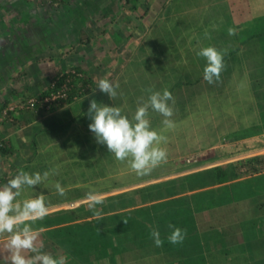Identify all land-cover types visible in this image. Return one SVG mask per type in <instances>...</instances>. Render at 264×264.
<instances>
[{
	"label": "crops",
	"instance_id": "crops-1",
	"mask_svg": "<svg viewBox=\"0 0 264 264\" xmlns=\"http://www.w3.org/2000/svg\"><path fill=\"white\" fill-rule=\"evenodd\" d=\"M166 1L138 0L135 10L144 8V12H138V16L134 17L128 9L127 15L122 16L123 22L117 21L121 22V31L112 30L114 26L107 18L96 20L95 23L84 19L83 23L79 22L77 32L73 28L71 33L76 38L71 44L65 43V40L58 42L59 37H54V40L44 37V26L35 22L33 25L37 27L32 25V30L37 28V33L32 36L37 44L28 41L26 32L21 40H16L19 46L26 45L28 48V53L25 54L28 67L21 66V62L16 67L12 65L11 52L3 51L5 44L1 43L0 187L20 169L29 173L50 172L45 184L35 186V190L26 187L21 199L32 198L37 192L46 195L49 214L43 220L36 221L33 226L40 232L43 250L54 255H65L67 264H103L101 258L93 256L94 251L98 254L99 247H102L105 255L112 248V264H213L220 259L226 264L232 260V264H264V234L252 237L253 248L260 249L261 253L248 250V256L255 259L247 262V251L240 237L245 232L238 222L242 217L240 212L245 196L249 198V203L251 195L256 192L262 193L263 202L247 208L248 215H254L253 218L256 219L262 217L257 213L261 208L264 209V165L251 175H242L225 183L205 185L197 189H190L188 184L195 176L194 173L231 161L215 159V152L222 155L224 151L241 149L243 151L236 158L264 156V32L256 30L258 25H264V17L261 22L255 21L251 15L252 4L257 0H217L214 8H223L224 5L220 7L219 3L225 1L229 16L227 26L236 29V34L232 36L228 34V28L222 31L226 37L220 41L217 28L226 26L225 20L223 22L218 16L213 23L206 21L205 14L212 7L201 0L202 5H192L194 11L197 10L193 13L197 14L193 16L191 13L188 17L199 24L201 30L213 35L216 46L225 48L226 41L234 42L229 52L234 54L230 73L223 71L220 80L212 84L203 79L201 69H197L198 74L194 76V68L189 75V83L180 80V84H172L177 79L169 82L168 79L162 80L160 76L159 80L145 76L143 82L139 83L127 80L129 77L123 74L133 52L131 46L144 40L151 27L146 23L147 16L155 10V13H159ZM175 1L178 10L183 9V5L184 9L191 11L190 3L194 0ZM217 13H214V17ZM135 24L139 33L131 28ZM244 24L246 28L242 36L237 32L242 30ZM209 27L212 31L205 30ZM50 41L56 43L51 45ZM243 41L249 45L243 46ZM31 47L36 51L31 52ZM39 48H42L41 54L43 50H51L49 58H38L36 53ZM33 58L35 60L31 62ZM69 67L82 70L88 80L87 92L51 111L18 109L3 113L6 105L17 104L20 99L44 90L51 78ZM14 73L19 76V81L13 78ZM257 73L258 80L255 77ZM101 78L119 83L115 101L97 88L96 81ZM231 80L233 82L229 85ZM149 87L161 92L167 88L172 93L175 105L171 119L175 127L166 128L163 125L165 117L149 110L151 127L167 138L166 143L161 142V147L166 148L168 156L167 162L161 163L151 174L138 176L128 161H118L107 150L106 145L96 142L88 127L91 120L87 110L90 100L95 99L98 103L122 108L124 114L131 118L137 108L138 98L146 99L149 95L145 91ZM241 90L249 94L247 100H242ZM233 91L236 95L234 100L242 105L239 113L242 115L241 119L231 116L225 110ZM24 95L25 97H21ZM215 109L219 113L217 116L212 113ZM195 120L199 122L196 123ZM205 130L209 137L202 133ZM209 155L212 157L211 161ZM192 161L196 162L195 166H189ZM53 170L56 172L53 173ZM57 183L66 190V196L58 195ZM244 184H253L255 187L243 189L240 186ZM223 187L229 191V198L221 196L224 195ZM234 188L236 193H233ZM92 190L104 197V203L96 205V210L101 213L100 217L95 216L88 207L87 195ZM206 191L212 192L207 197V203L204 199L200 202L192 201L194 194ZM177 199L179 209L182 210L175 212L176 207L173 208L172 202ZM227 203L230 206H226ZM186 204L189 208L184 206ZM253 208H257L256 213L252 212ZM136 218L137 226H131L130 221H135ZM98 220L104 224L99 226ZM163 222L167 224L163 225ZM169 224L186 229V237H196V241L188 240L184 249L172 244L168 240L172 232ZM152 228L160 231L163 241L161 247H157L148 236ZM105 231L118 232L119 240L99 241L98 234ZM82 233L92 235L94 240L83 244L79 240ZM135 233L146 235L136 238V235H131ZM230 234L240 239L238 250L233 247ZM7 238V235L0 237V247ZM83 245L90 247L85 260L80 252ZM145 250L148 251V256L144 257ZM242 256L244 263L240 261ZM5 259L0 256V264H5Z\"/></svg>",
	"mask_w": 264,
	"mask_h": 264
},
{
	"label": "rangeland",
	"instance_id": "rangeland-1",
	"mask_svg": "<svg viewBox=\"0 0 264 264\" xmlns=\"http://www.w3.org/2000/svg\"><path fill=\"white\" fill-rule=\"evenodd\" d=\"M194 1L190 3L191 4L190 7H192L190 11L187 8L184 9L183 5L181 6V8L183 9L178 10V5L175 0H167L163 4L164 7L160 9L159 13H155L156 12L155 10V12L153 11L147 16L146 23L151 27L149 28L148 33L145 35L144 40L140 44L134 43L131 46L133 52L131 54L130 59L126 63V67L128 68L125 70V73L123 74L124 76L129 77L127 80L139 83V82H143L145 76L151 78L152 80H154L155 78L159 80V76H160V78L162 77V80L168 79L169 82L175 81L177 79L176 82H171L172 84L174 83L180 84V80L185 82L188 81L189 83L191 81L189 75L191 73L192 68H194V76L198 74L197 69H201L204 71L207 61L205 58L198 56L197 52L201 48L207 46H215L217 49L220 50L222 49L228 50L227 54L224 56L225 66L223 71H225L227 74L230 73L234 54H231L229 52L231 51L230 49H232L234 42L226 41L227 46L225 48H223L222 46H216V43L213 40L214 39L213 35L207 32L208 37L210 38L206 37L205 36L206 32L201 30L202 27L199 26V24H197L196 22H194L193 19L188 17L191 13L197 11V10L194 11L192 5H196L198 3H201V5L203 3L205 4L208 3L209 7H212V9H209V12L205 14V19L210 23H213L218 16H220L223 22L225 20L226 26L221 25L218 26L217 28L218 40L222 38L225 39L226 36L222 34V31H225L228 28L227 21L229 20V16L226 13L227 4L225 1H223V3L222 1H220L219 3L221 4L220 7L222 6V4L224 6L223 8L217 10L215 9L216 8L215 5L218 3L217 0H204L203 3L201 2V0H194ZM137 4H138V0H64L63 4L61 5H52L49 0H0V48H1V43H4L7 48L4 46L2 50L3 51L5 50V52H11L10 54L12 55L11 56L12 65H15L16 67L18 65L17 63L21 62V66L28 67L29 64L26 63V59H25L26 56L25 54L28 53L27 51L28 48L26 45L19 46L16 40H21V38H23V33L26 32L29 39L28 41L33 43L36 42L32 35L33 34L36 35L37 28H34V30L32 29L33 26L34 27L37 26L33 25V23L37 22L40 23L41 26L45 27V29L44 27L42 28L43 30L42 34L44 37L46 38L48 37V39L50 40L51 39L54 40V37H59L58 42H62L63 40H65L66 41L65 43H70L73 42L74 38H76L71 33L74 30L73 28H75L77 32L78 31L77 26L79 22L83 23L84 19H90V23H95L96 20H100L102 18L104 20V18H107L110 21L109 23H111V25L114 26L112 27L113 28L112 30L121 31L123 29L121 26V22H123V18H124L122 16L127 15L128 9H129V13L133 14L134 17L138 16L139 14L138 12H144L145 10L144 8H140L139 10L137 9L138 11L135 10L136 7L138 6ZM263 12H264V0H257L256 3L252 4L251 15L253 16V18H255V21L258 20L261 22L263 21V17H264ZM214 13H217L216 17H214V15H216ZM196 14L197 13H193L192 15L195 16ZM87 21L89 22V20ZM117 21H121V22L117 23ZM94 26H96V24H94ZM110 28L111 27H109V29ZM131 28L136 33H139L138 30H136L137 28L136 24L134 27L131 26ZM245 28H246V24L242 25V30L238 31L237 33L243 36V34L245 33L244 31ZM205 30L212 31L210 27L208 28V30L207 28H205ZM256 30L260 33L264 32V25H258L256 27ZM61 32H63L64 35ZM57 33L59 36H57ZM220 35L222 37H220ZM37 43L38 42H36V44ZM49 43L53 45L56 43V41H50ZM40 44L42 45V43ZM248 45H249L248 42L243 41V46L247 47ZM30 49L32 50L33 48L31 47ZM41 49L42 48H39V51L38 53H36V56H38V58H44V59H46L45 57L49 58L50 56L49 52H51V50L49 49L48 51L43 50L41 54ZM35 51L36 49L32 50L31 52H35ZM33 60H35V58H33L31 62ZM257 76H259V73L255 74V77L258 80L259 77ZM18 77L19 76L17 75V73H14L13 78L19 81ZM232 82L233 81L231 80L229 82V85ZM164 84H167V86H173L172 84L169 85L166 82ZM20 86H22V83L20 84ZM245 92L246 91L241 90L242 100L243 99L247 100L248 98L249 94H245ZM21 97H25V95ZM233 97H236L234 91L230 96V101H228L227 105L225 106V110L227 111L228 114L230 115L232 114L231 116L241 119L242 115L239 113H241L242 105L238 104L239 101L237 103ZM243 107H245V105H243ZM212 113H214L215 116L219 115L217 109H215V111L213 110ZM195 121L196 123L199 122V120H195ZM202 133L207 135L206 130ZM240 151L243 150L232 149V151H227V152L224 151L222 155L219 154L218 152H215L216 153L215 159L219 158L220 161H222L223 159L231 160V161L239 160L240 158H236V157L239 155ZM209 156H210L209 161H211L212 157L211 155ZM195 165H196L195 161H192V163L189 164V166H195ZM194 178L195 177L192 178V181L189 180L188 184L192 183ZM181 186L185 187V185L184 186L181 185ZM240 187L243 189H250L255 186H253V184H248V185L244 184L243 186ZM222 189L224 195L222 194L221 196L224 197L225 199L229 198L230 194L229 191L226 189V187H223ZM236 192L237 190L234 188L233 193ZM210 195H212V192L210 191H206L204 193L198 192L194 194L191 198L192 201H198V202L204 199V202L207 203L208 202L207 197ZM238 196L239 194H237V197ZM248 199L249 198L245 196L243 200L245 202L243 204V209H241V212L239 211L240 214H242L241 215L242 217L238 222L240 224L242 231L245 232V234L243 233L240 237L242 243H244L245 250L247 251L246 252L247 262H250V260L252 261L255 258L252 256H248V250L255 251L257 254L261 253L260 249L253 248L251 240L253 239L252 237H255V235L264 234V209L261 208L259 213H257L259 215H262V217H260L259 219H256V217L253 218L254 215H248L249 210L247 208H252L253 206L251 205L256 206L257 203L263 202V196L262 193L256 192L251 195V199L249 203L247 202ZM179 204H180L179 199L172 202L173 208L176 207L175 212H177V210L179 209ZM227 205L230 206L229 203H227L226 206ZM256 209L257 208H253L252 212L256 213ZM182 220L184 222V217ZM215 235L218 238V235L217 234ZM230 236L231 238H233L232 240H230L233 243V247L237 249L238 248L237 245L240 239L235 238V236L233 237L232 234H230ZM143 255L144 257L148 256V251L145 250L143 252ZM107 257L109 258V254H107ZM243 259H244L243 256L240 257L241 262H243ZM221 263L223 262L220 259L219 262H214L213 264H221ZM232 263H234L233 260L231 262H228V264H232ZM108 264H112V263L108 261Z\"/></svg>",
	"mask_w": 264,
	"mask_h": 264
},
{
	"label": "clouds",
	"instance_id": "clouds-1",
	"mask_svg": "<svg viewBox=\"0 0 264 264\" xmlns=\"http://www.w3.org/2000/svg\"><path fill=\"white\" fill-rule=\"evenodd\" d=\"M230 36L236 34L235 28H228ZM208 37V33H205ZM210 38V37H208ZM227 49H217L215 46L201 48L197 55L206 59L207 64L203 71V79L209 84L220 80L224 69V56ZM100 92L115 101L120 87L118 82L101 78L96 81ZM149 93L147 98H138L135 113L129 118L122 108L98 103L91 99L87 115L91 120L89 130L94 134L97 143L106 145L107 150L114 154L118 161H128L131 169L138 175H149L161 163L167 162L168 152L161 147V142L167 138L151 127L149 110L160 113L165 119L163 125L174 128L175 98L165 88L154 91L152 87L145 90ZM171 102V104L169 103ZM56 170H53L55 173ZM50 176L49 171L41 174L39 171L29 173L23 169L0 187V237L7 235V240L0 247V256L5 259V264H67V257L63 254H53L44 251V244L40 239V232L33 225L36 221L43 220L49 214L48 202L43 192H37L32 198L21 199L24 189L45 184ZM58 195L66 196V190L56 184ZM89 210L97 217L101 213L96 210V205L104 203L102 194L92 190L87 195ZM127 223V220H125ZM168 240L172 244L182 243L187 235L186 229H181L172 224ZM151 236L157 247L163 245L158 228H152ZM104 264H108L105 260Z\"/></svg>",
	"mask_w": 264,
	"mask_h": 264
},
{
	"label": "trees",
	"instance_id": "trees-1",
	"mask_svg": "<svg viewBox=\"0 0 264 264\" xmlns=\"http://www.w3.org/2000/svg\"><path fill=\"white\" fill-rule=\"evenodd\" d=\"M49 1L52 5H61L64 2V0H49ZM69 68H73V67H69ZM74 68L82 71L81 69H79L77 67H74ZM60 72H58V73H60ZM82 80H83V83H81L79 85V87H83L85 92H87L88 88L86 87V83L88 82V80L86 78L82 79ZM74 94H77V91L73 89L70 92V98L68 99V101H71L72 96ZM32 95H35V94H31L30 96H32ZM263 165H264V156L253 155V156H249L247 158H243V159H239V160H235V161H230V162H227L225 164L212 166L210 168L204 169L202 172L194 173L195 178H194L193 182L189 184V186H190V189H195V188H201L202 186H205V185L225 183V182L233 180V179H235L239 176H242V175H251V174L257 172L259 169H261L263 167ZM203 177H204V179H203ZM184 206L188 207L187 204ZM138 218H140V217H138ZM138 218H136L135 221H130L131 222L130 225L131 226H137ZM100 221L101 220H98V222H100ZM172 222H176V221L172 220ZM102 224H104V223L103 222L98 223L99 226ZM164 224H167V223L163 222V225ZM122 234L124 235V233H122ZM131 235H136V238H138L139 236H143L146 234L135 233V234H131ZM148 236H150V239L153 240L151 233H149ZM98 237H99L98 238L99 241H104V242L109 241V240H113V241L119 240L118 232H116V231L115 232L105 231L102 234L99 233ZM190 239H192V241H194V242L196 241V237H192V238L185 237L183 242L177 244V246L182 247L184 249L187 241ZM79 240H81V242L83 244H86L89 241H93L94 238L92 237V235H90L88 233H82L79 237ZM120 240H121V238H120ZM89 250H90L89 246H84V245L82 246V249L80 250V252L82 253L83 259L88 258ZM97 251H98V254L96 253V251H94V252L92 251L93 256H96V258H101L100 260L103 261V263L106 259L110 263H113V261H114L113 256H110V252H112V248H109L108 252H107V254H109V258L107 257V255H105L103 253L104 250L102 249V247H99V249ZM102 257H104V258H102Z\"/></svg>",
	"mask_w": 264,
	"mask_h": 264
},
{
	"label": "built area",
	"instance_id": "built-area-1",
	"mask_svg": "<svg viewBox=\"0 0 264 264\" xmlns=\"http://www.w3.org/2000/svg\"><path fill=\"white\" fill-rule=\"evenodd\" d=\"M82 79H85L82 71L74 67L67 68L51 78L44 90L20 100L17 104H9L4 108L3 113L7 114L10 111H18V109L51 111L68 102L73 89L77 91V94H74L72 99L84 94V88L79 87L83 83ZM86 87L88 88V82Z\"/></svg>",
	"mask_w": 264,
	"mask_h": 264
}]
</instances>
